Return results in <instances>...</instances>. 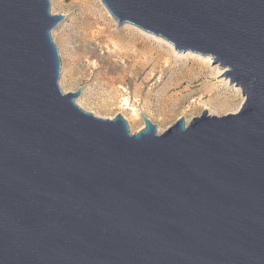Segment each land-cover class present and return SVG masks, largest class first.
I'll return each mask as SVG.
<instances>
[{
	"label": "water",
	"instance_id": "1",
	"mask_svg": "<svg viewBox=\"0 0 264 264\" xmlns=\"http://www.w3.org/2000/svg\"><path fill=\"white\" fill-rule=\"evenodd\" d=\"M102 2L244 101L132 133L61 89L50 0H0V264H264V0Z\"/></svg>",
	"mask_w": 264,
	"mask_h": 264
},
{
	"label": "rangeland",
	"instance_id": "2",
	"mask_svg": "<svg viewBox=\"0 0 264 264\" xmlns=\"http://www.w3.org/2000/svg\"><path fill=\"white\" fill-rule=\"evenodd\" d=\"M63 15L52 29L64 92L81 90L76 103L101 118L122 114L132 133L142 114L161 133L179 118L235 113L244 101L227 68L210 55L177 51L160 36L116 23L100 0H50ZM108 29V30H107ZM217 87V88H216Z\"/></svg>",
	"mask_w": 264,
	"mask_h": 264
},
{
	"label": "bare ground",
	"instance_id": "3",
	"mask_svg": "<svg viewBox=\"0 0 264 264\" xmlns=\"http://www.w3.org/2000/svg\"><path fill=\"white\" fill-rule=\"evenodd\" d=\"M102 5L105 7V9L107 10L108 14L110 15V17L117 23V20L112 16V14L109 12V10L107 9V7L104 5V3L102 2V0H100ZM108 30V29H107ZM217 88V87H216ZM81 106V105H80Z\"/></svg>",
	"mask_w": 264,
	"mask_h": 264
}]
</instances>
